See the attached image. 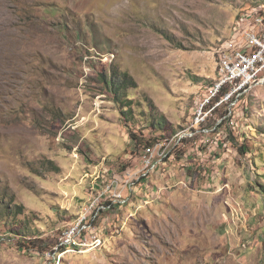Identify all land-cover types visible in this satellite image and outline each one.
<instances>
[{"label":"rangeland","instance_id":"rangeland-1","mask_svg":"<svg viewBox=\"0 0 264 264\" xmlns=\"http://www.w3.org/2000/svg\"><path fill=\"white\" fill-rule=\"evenodd\" d=\"M259 1L0 0V264H264V83L212 90ZM91 209L99 242L65 249Z\"/></svg>","mask_w":264,"mask_h":264},{"label":"built area","instance_id":"built-area-1","mask_svg":"<svg viewBox=\"0 0 264 264\" xmlns=\"http://www.w3.org/2000/svg\"><path fill=\"white\" fill-rule=\"evenodd\" d=\"M217 54V77L212 90L218 99L214 106L221 102L237 100L242 92L264 83V0L241 10L236 15L230 34L220 43ZM174 138L160 139L144 145L139 167L127 173L131 175L136 172L140 178L147 177L158 162L166 157L167 148ZM178 140L177 137L174 143ZM129 180L126 178L125 183L131 188L132 182ZM116 187L117 183L111 181L106 185V190L110 189L113 200L121 201L116 199V196L121 197ZM92 212L93 209L89 212L84 211L76 221L67 224L60 237V243L65 249L81 251L83 247L97 245L99 242L97 234H90V230L94 228L92 222L95 218Z\"/></svg>","mask_w":264,"mask_h":264},{"label":"trees","instance_id":"trees-1","mask_svg":"<svg viewBox=\"0 0 264 264\" xmlns=\"http://www.w3.org/2000/svg\"><path fill=\"white\" fill-rule=\"evenodd\" d=\"M110 83H111V86H112L113 81H111ZM115 88H116V90H118L119 89V86H115ZM122 102H126V101L125 100H122ZM132 136H133V134H132Z\"/></svg>","mask_w":264,"mask_h":264}]
</instances>
